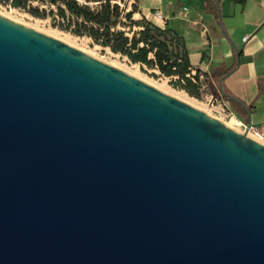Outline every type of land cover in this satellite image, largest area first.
Returning a JSON list of instances; mask_svg holds the SVG:
<instances>
[{"label": "water", "instance_id": "95a60500", "mask_svg": "<svg viewBox=\"0 0 264 264\" xmlns=\"http://www.w3.org/2000/svg\"><path fill=\"white\" fill-rule=\"evenodd\" d=\"M0 264H264V144L0 15Z\"/></svg>", "mask_w": 264, "mask_h": 264}, {"label": "crops", "instance_id": "0c3cea01", "mask_svg": "<svg viewBox=\"0 0 264 264\" xmlns=\"http://www.w3.org/2000/svg\"><path fill=\"white\" fill-rule=\"evenodd\" d=\"M213 3L215 12L208 7ZM137 5L148 21L162 22L184 38L191 68L211 81L226 74L215 89L225 92L228 100L218 98L239 121L264 126V0H137Z\"/></svg>", "mask_w": 264, "mask_h": 264}, {"label": "trees", "instance_id": "16d2710c", "mask_svg": "<svg viewBox=\"0 0 264 264\" xmlns=\"http://www.w3.org/2000/svg\"><path fill=\"white\" fill-rule=\"evenodd\" d=\"M130 1L0 0V4L25 11L35 18L50 17L54 21L53 25L65 32L86 37L92 41V44L108 49L113 54L124 56L132 63L154 67L166 77H176L175 86L191 96L198 97V85L186 78V74L190 73L191 64L185 46H179L176 35L168 37L167 30L161 29L141 15L137 0L130 4L128 10ZM32 4L37 6L33 7ZM41 6H45L49 12L47 9L41 10ZM208 7L215 12L214 3L209 4ZM137 13L141 16L140 21L133 19ZM134 28L139 30L133 31ZM224 75L213 76L212 81L209 78L211 86L217 87ZM195 78L198 80V74ZM215 94L228 100L222 89H215Z\"/></svg>", "mask_w": 264, "mask_h": 264}, {"label": "rangeland", "instance_id": "374dc122", "mask_svg": "<svg viewBox=\"0 0 264 264\" xmlns=\"http://www.w3.org/2000/svg\"><path fill=\"white\" fill-rule=\"evenodd\" d=\"M130 4H132V1L128 2V10H130ZM32 6L36 7L37 4H32ZM40 9L42 10L47 8L45 6H41ZM47 12H49V9H47ZM0 15L22 26L55 38L77 50H80L85 54H88L93 58L111 65L121 70L122 72L156 88L157 90L169 94L201 110L202 112L218 119L222 123H229L230 121L228 118L221 116V108L216 102H210V96L218 99V96L215 94V88H213V86H211V84L209 83V77L195 67H192L191 70L195 71L196 74L203 76L198 87V97L191 96L185 90L175 86L174 81L177 80L176 77H166L160 74V72L154 67H148L139 63H132L124 56L113 54L108 49H103L98 45L92 44V41L86 37H78L69 32H65L55 27L53 25L54 21L50 17H47L45 19L35 18L25 11L10 8L9 6H5L2 4H0ZM133 19L136 21L141 20V18L138 16L133 17ZM56 20L60 21L58 19ZM156 26L160 27L163 30H167L166 35L170 38L176 35L178 38L179 46H185L184 38L178 35L174 29L167 27V25L164 26L162 22L158 23ZM138 30L139 28L133 29V31ZM126 31L128 30L126 29ZM208 44L210 45V43ZM208 46L206 43L203 45V47L205 48ZM179 51L181 52L180 47ZM236 127L241 132V129L238 126Z\"/></svg>", "mask_w": 264, "mask_h": 264}, {"label": "built area", "instance_id": "2783aa9c", "mask_svg": "<svg viewBox=\"0 0 264 264\" xmlns=\"http://www.w3.org/2000/svg\"><path fill=\"white\" fill-rule=\"evenodd\" d=\"M157 21H163V18L161 16L160 13H156L155 16ZM246 39V38H245ZM244 39V40H245ZM196 72L193 71V70H190V73L186 74V78H189L194 84H197L198 87H199V83L201 82V78L203 76H200L198 75V80H196L195 76H196ZM210 99H211V103H217L218 106L221 108V116H224L226 118H230V117H235L234 113L229 109L227 108L220 100L219 98H215L213 96H210ZM241 126H240V129H241V133H245V134H250L252 136H254L255 138L259 139L260 141L264 142V126H262L261 128H254L252 126H248L247 124L241 122Z\"/></svg>", "mask_w": 264, "mask_h": 264}, {"label": "bare ground", "instance_id": "6f19581e", "mask_svg": "<svg viewBox=\"0 0 264 264\" xmlns=\"http://www.w3.org/2000/svg\"><path fill=\"white\" fill-rule=\"evenodd\" d=\"M229 120H230L229 123H223V124H225L227 127L231 128V129H233V130H235L237 132H240V130L237 129V127H236V126H238L240 128V126H241L240 121L236 117H234V116L233 117H230ZM247 137L252 138V139H254V140H256V141L261 142L262 144H264V142L260 141L259 139L255 138L254 136H252L250 134H247Z\"/></svg>", "mask_w": 264, "mask_h": 264}]
</instances>
